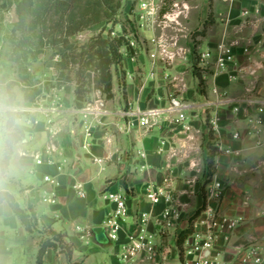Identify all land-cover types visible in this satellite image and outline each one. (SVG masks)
Instances as JSON below:
<instances>
[{"label": "crops", "instance_id": "1", "mask_svg": "<svg viewBox=\"0 0 264 264\" xmlns=\"http://www.w3.org/2000/svg\"><path fill=\"white\" fill-rule=\"evenodd\" d=\"M208 5L207 1H201L200 7L192 13L190 27L196 29L200 23L205 27ZM213 6L212 29L199 33V42L192 40L198 50L213 48L224 38L228 27L229 37L226 38L235 37L237 34H233V29L240 26L239 10L250 7L251 3L243 0L231 6L215 0ZM195 11H200V19H194ZM7 24L8 21H4V25ZM1 33L0 39L3 38ZM259 35L260 31L256 33L257 37ZM255 41L251 61L241 52L237 54L238 80H231L229 74L225 73L215 76L213 68L207 66L201 72L206 88L201 87L199 77L194 76V70L186 64L168 66L164 70L159 67L156 78H151L148 75L152 68L151 61L147 53H142L139 57L124 61L123 84H119L115 72L113 99L100 97L89 101L84 108H76L74 87L69 84L58 85L37 104L25 102L23 98L24 106L35 105L38 108L16 121V126L25 131V139L15 146L1 178L0 190L11 192L21 208H34L38 230L33 233L27 231L9 203L3 202L0 205V264H37L40 243L47 236V230L64 234L65 243L72 247L73 261H82L83 264H125L119 260V256L127 234L133 228L137 211L152 210L156 216L165 207L164 204L152 207L144 195L145 185L162 184L165 177L171 178V188L179 196L185 210L181 229H173L159 237L165 249L177 250L178 236L192 224L193 218L196 221L201 207L209 202V186L214 180H219L225 185V191L220 201L212 200L211 204L222 214L240 221L229 240L223 237L219 239L217 248L220 262L255 264L242 257L250 248H257L262 258L258 264H264V149L256 145L257 136L248 133L253 127L248 117L255 114V107L247 110L248 107L244 108V105L238 114L232 110L233 103L240 99H264V37L260 47L258 40ZM9 63L0 53L2 92L6 77L17 75ZM165 70L178 73L181 79L186 78L187 81L173 83L164 79ZM251 71L255 74L252 75ZM215 88L218 93L214 92ZM170 95L185 98L190 103L188 116L193 140H188V133L176 123L178 113L169 109ZM138 106L147 110L160 109L156 116L157 124L150 128L139 125L128 127L127 118L122 113ZM215 115L220 118L219 133L214 132L210 124ZM27 119L37 120L38 123L31 124ZM50 119L60 128L55 135L49 131ZM88 127L92 128L89 137L85 135ZM237 130L242 137L235 140L231 132ZM261 137L264 138V133ZM86 140L91 142L90 150L83 147ZM163 141L166 142L164 146ZM219 141L232 152H218L216 143ZM50 147L54 151L49 154L47 150ZM212 147L216 153L211 166L209 157ZM141 152L146 156L141 157ZM36 154L43 158V164L35 163ZM97 159L103 162H97ZM193 162H197L196 167L192 166ZM142 166H145L143 171ZM25 168L36 182L23 180L15 173ZM47 175L55 178L58 185L46 182ZM9 185L17 187L19 193L16 195ZM78 185H82L85 197L79 196ZM109 187L129 195L130 214L122 220L120 240L111 241L108 244L110 248L104 249L108 245L98 244L89 231L95 227H105L113 210V205L103 197ZM52 192L57 193V203L44 202V195ZM43 204L47 211L40 212L39 206ZM151 229H156L154 219ZM92 241L97 249H90V255L74 251L86 249ZM43 261V264H70L60 246L48 248ZM134 264L159 262L140 259Z\"/></svg>", "mask_w": 264, "mask_h": 264}, {"label": "built area", "instance_id": "2", "mask_svg": "<svg viewBox=\"0 0 264 264\" xmlns=\"http://www.w3.org/2000/svg\"><path fill=\"white\" fill-rule=\"evenodd\" d=\"M221 1L233 6L240 0ZM250 1V7L241 8L239 10V18H241L240 23L242 28H248L249 24L253 27V34L249 37L239 35L231 41L224 36L213 48L205 51L196 49L192 42L187 43L185 46L181 45L178 36L169 38L166 35L165 30L169 28H175L174 30L176 31L181 30L183 23L180 21V16H182L184 11L177 13L176 9L172 10L171 8V11H166L164 13L163 5L165 0H140L139 11L136 13V19L138 21L137 26L143 31L148 30L153 33L151 32L152 34L148 36V38L141 39V44H139L137 40L129 38L130 46L135 49L136 53L143 50L145 41L151 46L148 51L152 62V68L148 73L151 78H156L159 67L164 70L168 65L177 63L186 64V66L191 67L194 72L200 70L205 71V67H207V64L211 63L212 60L214 61L213 70L215 76L226 73L229 74L231 80H238V52H241L243 56H246L248 60L251 61L254 51L253 45H256L255 40H258L257 45L260 47L262 45V38L264 37V0ZM184 8L186 9L185 11L189 10L187 4ZM258 31H260V35L257 37L256 33ZM183 36L186 38L188 37L187 35ZM165 71L166 72L163 73L164 79H169L173 83L179 80L180 77L175 76L170 70ZM251 74L254 75L255 72L251 71ZM214 92L218 93L217 88L214 89ZM169 101V109L178 113L176 123L178 126H181L185 133H188V140H193L194 135L190 134L193 130L190 122L191 119L188 116V110L191 108L190 103L185 98H180L176 95H170ZM233 104L232 110L237 114L241 112L244 105V108L248 107L247 110L249 107H255V114L249 115L248 117L249 123L253 126L252 130L248 133L257 136L256 145L264 149V138L261 137L264 133V99L247 97ZM23 110L28 109L23 108ZM159 113L160 109L147 110L138 106L124 111L122 116L127 118L128 127L139 125L150 128L157 124L156 116ZM28 122L31 124L38 123L37 120L31 119L28 120ZM98 123H101V121H98ZM48 124H50L49 131L53 135L60 131L59 126L56 125L52 119L48 120ZM210 124L214 132H220V118L218 115H215L211 119ZM91 131L92 128L88 127L85 135L87 137L91 136ZM231 137L238 140L241 139L242 135L241 132L237 130L231 132ZM165 144L166 142L163 141L162 146ZM83 147L86 150H90L91 142L87 140L84 141ZM216 148L218 152L227 154L232 152L231 149L225 148L221 141L216 143ZM52 151H54L53 147H50L47 153L50 154ZM145 156L146 154L141 152V157ZM34 161L37 165H41L44 162L39 154L34 155ZM97 162L101 163L103 160L97 159ZM196 165L197 162H193L192 166L196 167ZM144 168L145 166H142L141 170L143 171ZM45 181L58 185L57 180L49 175L45 176ZM78 190L79 196L85 197L86 193L82 185H78ZM224 191L225 185L219 180H214L207 190L208 204L206 206L204 204L201 207L202 211L196 221L188 225V227L192 226V232L186 237L182 245H178L177 250L173 252L164 248L159 237H163L173 229H181L185 210L179 200V196L171 188L170 177H165L162 184H146L144 195L152 207L159 204H164L165 207L162 212L156 216L153 215L152 210L137 211L133 228L127 234L123 243L119 260L125 264H134L140 259H149L158 262L168 257L175 259L176 254L178 256V263L180 264H223L219 260L220 253L217 248L219 239L223 237L224 240H229L240 223L238 219L222 214L218 208L211 204L212 200L220 201ZM103 197L113 205V210L107 218L105 227L107 228L111 241L118 242L122 231V220L130 214V206L128 203L129 195L109 187L104 191ZM43 201L49 204H56L58 201L57 193H46L43 197ZM153 219L156 226L154 230L151 229ZM241 253H244V251ZM242 258L245 261H253L255 264L262 261L257 248H250L248 252H245Z\"/></svg>", "mask_w": 264, "mask_h": 264}, {"label": "trees", "instance_id": "3", "mask_svg": "<svg viewBox=\"0 0 264 264\" xmlns=\"http://www.w3.org/2000/svg\"><path fill=\"white\" fill-rule=\"evenodd\" d=\"M13 6L17 8L19 21L12 24L11 33L6 36L10 48L5 51L0 49L5 60L17 65L18 79L7 84L8 105L16 102L15 86L21 87L23 98L28 103H34L40 95L49 91L51 86L42 85L26 65L28 60L37 59L46 49L55 50L59 56L56 63L57 83H74L76 108L86 106L93 90L100 91L107 100L114 98V69L126 59L135 56L129 38L139 37L136 15L132 13L131 18H126L131 29L125 21L117 19L122 10V0H2L0 8L10 11ZM119 22L123 29V34L119 36H112L111 33L105 36L103 28V31L91 37L87 43L78 44L72 41V37L94 26ZM3 41L1 38L0 42ZM24 113H12V120L9 122L12 130L5 136L2 175L16 144L25 137V131L15 123ZM215 153L212 148L209 157L211 166ZM3 202L9 203L27 231L33 233L38 230L37 216L32 206L25 210L11 192L0 190V205ZM191 222H194V218ZM191 232L192 226L184 229L179 236L178 245H182ZM47 233L40 243L37 264H43L48 248L59 246L66 253L70 264H83L82 261H73V250L65 243L64 234L53 230H47Z\"/></svg>", "mask_w": 264, "mask_h": 264}, {"label": "rangeland", "instance_id": "4", "mask_svg": "<svg viewBox=\"0 0 264 264\" xmlns=\"http://www.w3.org/2000/svg\"><path fill=\"white\" fill-rule=\"evenodd\" d=\"M139 1L140 0H122V10L121 13L119 15V17L117 18L118 21H125L127 24V27L129 29H131L129 23L126 21V18H131L133 15H136V13H138L139 11ZM202 0H165V3L163 5V12L165 13L166 11H171L173 9H176L177 13L178 12H182L184 11V13L182 14V16H180V21L183 23V27H181L180 31H176L174 30L175 28H169L167 30H165L166 35L169 38H175L178 36V38L180 39L181 45H186L189 42H192V40H194V42H199V39H197V36L199 33H201L203 30L207 31L209 29H212V18H211V14H213V10H214V1L215 0H205L207 1V3L209 4V12L207 15V20L205 21V27H202V24L200 23V26H196V29L192 28L189 26V22H190V18L192 16V13L194 10L197 11V9L200 7ZM221 1V0H220ZM243 1V0H240ZM240 1H238L237 3H240ZM250 1V0H248ZM236 3V4H237ZM251 3V1H250ZM188 5L189 10L185 11L186 9L184 8L185 5ZM235 5V4H234ZM241 8H248V7H241ZM240 8V9H241ZM2 10H0V31L2 32V36H3V42H0V46L1 49L3 51H5L6 49H9V44L6 41V36L10 35L11 33V28H12V24L10 23V21L12 20L10 11H4L1 12ZM195 11V16L194 19L199 18L200 19V11L197 13ZM197 14V15H196ZM129 15V16H128ZM186 15V16H185ZM239 18V16H238ZM241 19V18H239ZM4 21H8L7 26L4 25ZM230 22V21H229ZM138 23V21H137ZM138 25V24H137ZM104 29V35H108V33H111L112 36H119L121 34H123V29H122V25L119 22V24H114V23H108L106 25L101 24V25H97L94 26L88 30H85L83 32H81L80 34L72 37V41L78 44H84L87 43L91 37L99 34L101 31H103ZM183 28V29H182ZM242 25L240 23V26H237L233 29V34L236 33L237 35L234 36H230V38L228 39L229 41L234 40L235 38H237L239 36V33H242L244 37H249L253 34V27L249 24V27L246 28H242ZM241 29V30H240ZM229 27L226 30V37H229ZM138 32V39L137 42L139 44H141V39H146L148 38V36H150L153 32L152 31H143L140 28H138L137 30ZM152 32V33H151ZM183 35H187L188 37L186 38ZM151 48V46L149 45V43L147 41L144 42L143 45V50H141L139 53L135 51V56H133V58L135 57H139L142 53H147L149 49ZM149 56V54H148ZM131 58V57H130ZM59 59V56L56 54L55 50L53 49H46L45 52L43 54H41L37 59L35 60H28L26 62V65L30 68L31 72L35 74L36 79H38L39 81H41L42 85H50V89L47 92H44L42 95H40L37 100L32 103V104H37V102H41V98L43 96H45L47 93H51L54 88H56L58 85L57 83V74L58 71L56 69V63L57 60ZM150 61L151 58L149 57ZM214 61L211 60V63L207 64V66H209L210 68H214ZM10 64V63H9ZM184 64V63H183ZM12 67L17 68V65L15 63H11ZM180 63L177 64H173V65H168L169 67H173V66H179ZM123 66L124 63L118 65V67H115L114 71L116 72V74L118 75V79L117 81L119 82V84H123L122 82V78H123ZM151 66H152V62H151ZM167 66V67H168ZM188 68H190L188 66ZM206 68V67H205ZM206 70V69H205ZM9 71V70H8ZM10 72V71H9ZM194 72V71H193ZM202 70L198 71V72H194V76H198L199 80H200V85L202 88H206V83H204L205 79L202 78ZM11 73H13V69L11 70ZM17 73V71H16ZM149 73V72H148ZM191 73V72H190ZM201 73V74H200ZM174 74V73H173ZM226 74V73H225ZM175 76L179 77L178 73L174 74ZM18 79V74L14 75L12 74V76H8L6 77L5 81L6 82V86L5 89H3V92L0 90V181L2 178V174H1V162L3 160V155H4V143H5V136L7 133H9L12 128L9 127V122L12 120V113L14 111H18V112H25L20 118L24 117L25 115L30 114L32 111H34V108H38L37 106L33 105V106H24V102H23V93L21 92V87L20 86H15L14 87V93L16 94V102L13 105H8L7 104V100L9 99V95L7 93V84L10 81H15ZM178 81H182V83H185L187 81L186 78H179ZM69 85H72L75 89V85L74 83H71ZM183 85V84H182ZM203 90V89H202ZM105 98L100 91L98 90H93L90 94V101L94 100V99H98V98ZM23 108H27L28 110H23ZM30 108V109H29ZM18 118V119H20ZM15 120L16 121L18 120ZM29 120V119H27ZM32 120V119H31ZM28 122V121H27ZM25 139V137L20 141L22 142ZM214 148V147H212ZM15 158V157H14ZM19 177H21L23 180L26 181H31V182H36V180L30 176L28 169L25 168L23 171L21 169H18L15 172ZM9 187H11V190H13V192H15V194L17 195L19 193V190L17 189V187L13 186V185H9ZM39 210L41 211H47L46 205H41L39 206ZM97 246H95V243L92 241L91 245L89 247H87L86 249H74V251H76V253H83L84 255H90L92 253V251H90V249H97ZM110 248V245L105 246L104 249H108ZM104 249L101 250V248L99 250L104 251ZM84 255H82L84 257ZM159 264H164L167 262H177L178 263V256L175 254V259H173L172 257H168L167 259H162L160 261H158Z\"/></svg>", "mask_w": 264, "mask_h": 264}, {"label": "water", "instance_id": "5", "mask_svg": "<svg viewBox=\"0 0 264 264\" xmlns=\"http://www.w3.org/2000/svg\"><path fill=\"white\" fill-rule=\"evenodd\" d=\"M10 14L12 17V20L10 21L11 24H15L19 21V14L17 12L16 6H13L10 10ZM89 234L92 236V238L100 245H108L111 243V239L108 235L107 228L106 227H95L89 231ZM164 264H180L177 262H167Z\"/></svg>", "mask_w": 264, "mask_h": 264}]
</instances>
